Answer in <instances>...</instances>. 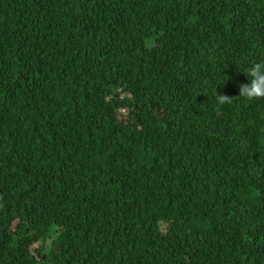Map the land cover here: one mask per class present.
Wrapping results in <instances>:
<instances>
[{"label": "trees", "instance_id": "obj_1", "mask_svg": "<svg viewBox=\"0 0 264 264\" xmlns=\"http://www.w3.org/2000/svg\"><path fill=\"white\" fill-rule=\"evenodd\" d=\"M260 61L264 0H0V264H264Z\"/></svg>", "mask_w": 264, "mask_h": 264}, {"label": "clouds", "instance_id": "obj_2", "mask_svg": "<svg viewBox=\"0 0 264 264\" xmlns=\"http://www.w3.org/2000/svg\"><path fill=\"white\" fill-rule=\"evenodd\" d=\"M243 73L247 83L239 86L238 96L249 100L264 97V61L252 63ZM228 98V95L218 94V105L228 102Z\"/></svg>", "mask_w": 264, "mask_h": 264}, {"label": "rangeland", "instance_id": "obj_3", "mask_svg": "<svg viewBox=\"0 0 264 264\" xmlns=\"http://www.w3.org/2000/svg\"><path fill=\"white\" fill-rule=\"evenodd\" d=\"M120 96H121V98L122 97H130V94L128 92L122 91Z\"/></svg>", "mask_w": 264, "mask_h": 264}]
</instances>
